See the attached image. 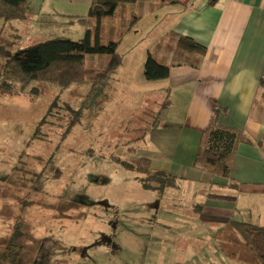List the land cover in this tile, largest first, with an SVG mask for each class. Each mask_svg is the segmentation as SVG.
Returning <instances> with one entry per match:
<instances>
[{
    "label": "rangeland",
    "instance_id": "obj_1",
    "mask_svg": "<svg viewBox=\"0 0 264 264\" xmlns=\"http://www.w3.org/2000/svg\"><path fill=\"white\" fill-rule=\"evenodd\" d=\"M90 1L29 0L25 18H0V42L16 51L54 37L82 39L87 29L94 33L95 18L88 16ZM119 15L124 18L123 13ZM116 17L103 21L111 24ZM153 24L148 16L139 25L149 28ZM118 36V52H130L122 54L124 61L139 64L147 45L146 32L123 29ZM107 58L87 55L85 63L103 69ZM2 66L0 60V70ZM119 67L107 85L93 93L88 84L60 90L55 84L33 82L31 87L39 89L37 95L0 96V253L10 233L19 227L22 235L9 248L19 253L15 264H231L224 254L207 252L195 257L191 245L188 261H174L166 254L176 249L169 237L157 223L152 227L154 221L144 219L147 214L141 207L146 198L135 190V185L141 186L138 174L116 163L113 156L131 162L140 156L139 147L131 152L126 142L138 135V116L146 98H151L144 88L157 82H140V90L124 88ZM178 73L171 69L173 77ZM62 103L80 110L79 122L69 126L67 133L71 113L60 107ZM47 115V122L38 127ZM44 187L51 192L59 188L73 197L38 192ZM0 264H9V258H0Z\"/></svg>",
    "mask_w": 264,
    "mask_h": 264
},
{
    "label": "crops",
    "instance_id": "obj_2",
    "mask_svg": "<svg viewBox=\"0 0 264 264\" xmlns=\"http://www.w3.org/2000/svg\"><path fill=\"white\" fill-rule=\"evenodd\" d=\"M208 1L137 0L125 4L124 18L118 15L114 22L115 30L146 32L139 64H127L123 58L118 69L122 68L119 79L124 88H143L147 54L170 69L167 78L144 88L151 98L144 101L135 127L138 135L131 140L140 156L150 159L151 169L176 178L175 186L161 192L135 185L146 198L141 207L147 214L144 219L154 221L152 227L157 223L169 237L176 249L166 254L176 262L188 261L192 254H223L214 233L230 220L264 225V0ZM148 16L155 24L140 26ZM180 35L204 51L179 48ZM187 68L193 72L185 74ZM171 69L181 73L173 77ZM215 106L224 109L218 123L248 140L237 143L227 177L194 166L201 133ZM38 192L73 197L59 188ZM189 245L195 246L192 254Z\"/></svg>",
    "mask_w": 264,
    "mask_h": 264
},
{
    "label": "trees",
    "instance_id": "obj_3",
    "mask_svg": "<svg viewBox=\"0 0 264 264\" xmlns=\"http://www.w3.org/2000/svg\"><path fill=\"white\" fill-rule=\"evenodd\" d=\"M28 1L0 0V18L5 20L25 18V5ZM135 1L137 0H91L88 16L95 18L94 33H91V29H87L84 38L79 40L54 37L16 51L9 50L5 44L0 42V60H3L0 70V96H14L24 92L37 95L39 89L31 87L33 82L55 84L60 90L74 84H88L89 93L102 89L112 78L123 59V55L117 50L118 33L122 31L115 30L114 22L106 25L103 19L123 13L125 4ZM215 1L209 0L208 4H213ZM68 17L78 18L83 22L88 20V18L76 15H68ZM177 46L186 50L204 51L202 45L183 35L178 36ZM93 54L107 55L103 69L86 65V56ZM169 72L168 66L157 62L151 54H147L143 64L145 79H164L169 76ZM89 75L93 78L89 79ZM60 107L68 109L71 113L65 131L67 133L69 126L79 122L80 110L68 103H62ZM51 109L52 106H49L48 115H51ZM222 111L224 109L214 107L209 122L201 133L194 157V166L214 175L227 177L237 143L248 140L240 131L218 123V116ZM48 115L38 122V127L47 122ZM132 143L133 140L126 142L129 146L128 150L134 152L135 147ZM113 159L126 169L135 171L138 174L136 179L144 189L161 192L165 187L176 185V178L173 175L162 170L151 169L150 159L146 156L138 157L135 162L121 160L115 156ZM21 235L20 228L16 227L9 235L4 253H0V258H9V264H15L18 259L19 253L17 251L12 253L9 248L15 245L16 239ZM214 238L217 246L231 263L264 264V225L230 220L217 229Z\"/></svg>",
    "mask_w": 264,
    "mask_h": 264
}]
</instances>
